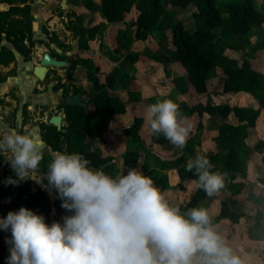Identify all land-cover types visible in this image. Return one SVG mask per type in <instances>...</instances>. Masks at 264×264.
Returning <instances> with one entry per match:
<instances>
[{"label": "trees", "instance_id": "16d2710c", "mask_svg": "<svg viewBox=\"0 0 264 264\" xmlns=\"http://www.w3.org/2000/svg\"><path fill=\"white\" fill-rule=\"evenodd\" d=\"M28 2L29 0H0V3L9 6L7 10L0 11L1 66L13 63L15 53L21 55L25 62L31 59V47L34 44L32 32L34 18ZM81 2L85 9L99 11L107 23H122L116 27L114 38L119 48L127 51L128 58L132 59H136L139 55L131 51L134 42L145 41L153 31L161 29L162 21H167L171 31L172 61L178 62L185 70L184 76L174 79L177 83L176 88L181 93H185L189 87H192L197 94H205L207 81L215 77L217 70L220 69L223 73L224 94H247L259 104L260 108L255 109L250 106H237L231 101H226L216 105L210 103L199 105L197 108L199 112H205L210 116L227 118L233 114L237 119V125L222 123L218 127L216 139L221 152L203 155H206L214 165L213 172H217L216 166L221 162L227 170L229 179H233L237 173H243L250 154L245 142L248 131L255 127L261 109L264 107V75L252 68L251 59L245 54V48L250 43L249 34L253 30L257 35L264 34V10L256 8L255 0H168V4L173 7L195 8L192 18L197 23V29L192 32L184 28L183 22L168 18L161 0H100L99 4H96L94 0H81ZM133 9L137 11L136 20L127 23L125 16ZM68 17L70 20L66 25L67 30L79 38L81 48H87V42L95 38L101 26L84 27L82 16L75 11L69 13ZM83 39L85 44H82ZM262 42L264 46V39ZM26 43H29V46ZM228 51L234 52L236 57L228 56ZM51 56L54 58L52 54ZM73 63L84 64L87 63V59L78 57L73 60ZM97 72L98 67H94L88 89L73 87L71 93V96L81 94L82 101L87 103L88 107L93 105L94 108L87 111V108L69 106L64 101L57 106L65 111V124L61 131H57V128L48 122L38 124L40 136L51 151L81 154L90 161L91 168H102L113 178L127 174L130 169H135L144 153L142 173L150 177L161 189L168 187L167 175H164L162 171L170 168L176 169L181 178L179 188H183V182L197 181L198 177L185 170L184 156L164 159L152 151L142 152L139 145L137 147L131 145L124 152V164L121 169L113 158L102 156L100 149L92 146L88 140L101 138L104 123L124 114L127 103L139 101V95L136 93L128 91V99L125 101L111 91L118 78L124 80L122 73L119 76H117L118 73H111L103 82L98 78ZM7 76L8 74H0V83L5 81ZM64 95L69 96L67 93ZM142 123L140 118H135L133 125L123 130L124 134L133 140H139L138 133ZM157 140L167 142L163 135ZM262 145L264 146V143L258 142L254 145V149L258 151ZM185 149H190L189 143L186 144ZM151 160L154 161V165H151ZM4 161V157L0 156V168ZM50 161L51 157L45 156L40 169H46L44 170L46 172ZM8 173L10 177L16 179L10 165ZM6 196H10V201L2 203V199ZM207 197L205 192L197 186L189 202L184 205H170L179 207L181 214H186L189 209L199 207ZM61 203V199L51 201L41 188L34 191L30 182L24 183L16 193H10V186H0V218H5L10 211L16 212L21 207H25L36 214L43 215L45 222L49 225L54 221L63 223L62 218L72 213L63 209ZM51 208L55 209L59 217L49 216ZM225 217L226 208L223 205L218 216H210L211 225ZM5 241L6 238L0 230V264H6L10 255L9 245Z\"/></svg>", "mask_w": 264, "mask_h": 264}, {"label": "clouds", "instance_id": "9594fccd", "mask_svg": "<svg viewBox=\"0 0 264 264\" xmlns=\"http://www.w3.org/2000/svg\"><path fill=\"white\" fill-rule=\"evenodd\" d=\"M145 121L152 134L179 149L193 131L171 99L148 105ZM45 149L35 130L21 134L0 118V156L16 176L5 183L34 180L55 190L61 207L72 213L50 225L25 207L0 218V230L11 232L6 264H243L211 227L206 209L181 214L142 172L133 168L113 178L78 153H53L40 174ZM213 167L206 155L197 154L185 169L198 177L197 186L208 197L225 187L226 174Z\"/></svg>", "mask_w": 264, "mask_h": 264}, {"label": "rangeland", "instance_id": "374dc122", "mask_svg": "<svg viewBox=\"0 0 264 264\" xmlns=\"http://www.w3.org/2000/svg\"><path fill=\"white\" fill-rule=\"evenodd\" d=\"M81 5L83 6V3H81ZM161 5L164 6L165 10L167 11L169 19L183 22L184 28L187 31L192 32L197 29V23L192 18V14L195 11L194 7L189 6L186 9L173 7L168 4V0H161ZM255 5L257 9L264 10V0H255ZM82 6L79 8L80 10L77 9V11L82 12L80 15L82 16L83 26L86 28L101 26V29L95 38L87 42V48H81L79 38L72 32L66 30V25L69 22L67 15L65 16V14H58L59 29H56L55 33L43 29L42 32L44 35H41L42 38H44L43 41L38 42L35 39L32 27L34 44L33 47H31V59L28 61L30 64L24 65L22 63L24 60L23 57L18 55V60H20L19 65L15 62L8 66L0 65V74L2 75L7 73H16V70L19 66H26V70L31 71L33 66L39 65L41 59L40 53L42 52H49L54 56L55 59L58 60L60 58L59 60L66 62V65L62 68H50L44 81L41 82L37 79H34L35 84L39 85L41 90H38L37 87H35L33 93L58 92L61 96L59 100L55 104L36 106L32 113L28 112V110L31 109H27L25 104L22 109L24 120L28 122L31 120V123L33 122V124L37 125L40 122H47L48 119L53 115H61L63 118H65V111L64 109L57 108L58 104L66 100V96L64 95L65 93L71 96L73 87L88 89V86H90V75L91 72H93L94 67H98L97 76L103 82L111 73H118L117 76H119L121 73L124 75V80L118 78L119 80H117L114 88L111 89V91L113 94L119 95L125 101L128 99L127 87L130 86L131 80H133L132 87L134 89H142V99L135 102L138 104V106L132 108L130 103L127 106V111L131 113V110L134 109V112L140 117L142 122H146L145 111L147 106L150 105L151 101L154 104L158 100L173 99V101L178 104V96L171 92L172 90L175 92L176 89L174 88H176L177 83L174 80H171L169 77L167 78L164 76L165 64L168 61H172L173 48L171 46L170 24L167 21H162V27L160 30L153 31L145 41L134 42L131 51L139 55L136 57V59H132L131 57L128 58L129 56L127 51L119 48L114 38L115 28L122 25V23L114 24L108 29L106 21L99 11L91 10L89 12L85 10V6H83L84 8H82ZM136 17L137 11L133 9L128 14H126L125 21L127 23H132L136 20ZM50 34H52V36H50ZM248 37L250 43L245 48V54L251 59L252 68L257 72L264 74V46L262 42V39H264V34L257 35L255 30H253ZM41 42L44 44L42 47L39 46ZM84 42L85 40L83 39L82 44H85ZM28 44L29 43H26L27 46H29ZM37 46L39 48H36ZM37 53L38 55H36ZM227 54L230 57H236V54L232 51H228ZM78 57L87 59V63L75 65L73 60ZM1 67H5L7 70H9L3 72ZM175 73L177 72L175 71ZM222 78L223 73L220 69H218L217 75L207 81V92L205 94H197L192 87H189V91L186 93L185 101L178 104L180 111H187V108L190 106L194 107L198 103L204 104L210 101L217 103L226 102L227 98H229L231 95H224L222 93ZM56 88L59 89L56 91ZM159 90H164V93H158L160 92ZM152 98L154 99L151 100ZM42 99H44V96ZM241 99L243 104H251L257 109L260 108L259 104L250 96L241 95ZM18 107L19 104L17 105V108ZM17 108L14 109V112H16ZM92 108H94V106L89 105L87 111H90ZM131 118L133 119V125L135 119L133 113L131 114ZM216 122H218V120ZM108 125L109 122H106L103 125L102 136L105 135L106 139L104 140L102 149L100 150L102 156H110L111 158L116 159L118 162H121V158L124 157L122 152H125L126 149L131 145H133V147H137L139 145V149H141L142 152L152 151L156 153L164 150L160 147L159 143L154 141L158 135L151 133L149 125L146 127L145 125L140 127L138 133L139 140H133L132 138L126 136L123 132V127H120L118 130L113 126L109 127ZM88 141L93 145V143L97 140ZM245 142L247 149L250 150V152L256 151L254 149V145L257 142L261 144L264 143V108L261 109L259 120L255 127L248 131V137ZM263 148L264 146L262 145L260 149ZM168 150H171V148H168ZM177 150L178 149H174V154L178 152ZM157 154L160 156L159 153ZM144 159V153H142L141 161L135 167L137 171L142 172L141 168ZM152 164L154 165L153 160H151V165ZM224 168V165L220 163L219 169L224 171ZM3 178H5V176L3 175L2 170H0V185L6 187L7 185H4L5 182H2ZM31 183L35 187H40L42 190H46L44 186L38 184L34 180H32ZM43 184L47 185L46 179L43 181ZM156 186L157 188H160V186ZM17 187L18 185H12L14 190L13 192H16ZM54 191L55 190L48 191L49 194H51V197H54ZM5 235L7 238L11 237L9 233Z\"/></svg>", "mask_w": 264, "mask_h": 264}, {"label": "crops", "instance_id": "0c3cea01", "mask_svg": "<svg viewBox=\"0 0 264 264\" xmlns=\"http://www.w3.org/2000/svg\"><path fill=\"white\" fill-rule=\"evenodd\" d=\"M94 2L99 4L100 0L98 1L94 0ZM28 3L30 4L32 9V15L34 18L32 27H33L35 39L38 42L44 40V38H42L41 36L44 35L42 32L43 29H46L49 32H54V33L56 29H59L58 14L61 15L65 14V16L67 15L68 17V14L73 11H75L78 14L82 13L77 11V9L80 10L79 8H81L82 6L81 0L79 1L78 0H29ZM8 8L9 6L7 4L0 3V11L7 10ZM82 8L84 7L82 6ZM85 10L89 11L87 9ZM114 24L115 23L106 22L108 29L110 26H113ZM50 36H52V34H50ZM41 44L39 46L42 47L44 44L43 43ZM5 45L11 48L9 44L5 43ZM36 48L39 47L37 46ZM44 53L45 52L40 53V56L42 57ZM18 55L19 54L15 53L14 62L19 65L20 60H18L19 58ZM36 55H38V53ZM22 63L24 65L30 64V62H25L24 60ZM164 68H165L164 76L167 78L169 77L171 80H174L175 78L185 75L184 68L178 62L168 61L165 64ZM1 70L3 72H6L9 69L7 70L5 67H1ZM32 70L28 71L26 70V66L24 67L19 66L18 69L16 70V73L15 72L13 74L7 73L8 76L6 77L5 81L0 83V118H2L3 122L9 125L10 127H14L18 131H20L21 134L27 133L28 131L31 130H35V132L40 136L39 125L38 124L35 125L33 124V122L31 123V120L29 122L24 120V116L22 113V109L24 105L26 104L27 109H31L28 110V112L32 113L33 109L36 106L55 104L61 96L60 93L58 92L33 93L35 87H37L38 90H41V87L35 84L34 79L36 78L33 76ZM175 71L177 73H175ZM132 86H133V80H131V84L127 92L130 91L138 94L139 100H141L142 89L141 88L134 89ZM174 89H176L175 90L176 93L174 92V90H172L171 92L176 96H178L177 101L179 103H183L185 101L186 93L189 91V89L185 93H181L177 88ZM158 93H164V90L163 91L161 90ZM224 95H231L229 96V98H227L226 101H231L235 103L237 106H250L255 108L251 104L248 105L242 103L241 95H247V94L240 93V94H224ZM43 96L44 99H42ZM153 99L154 98H152L151 100ZM151 103L152 101L150 102V104ZM208 103H210L211 105L219 104L214 101H210L204 104L198 103L194 107L190 106L189 108H187L186 109L187 111H181L182 115L186 116L188 118V121L193 125V131L189 139L187 140V143L190 144V149L187 150L185 149V147L183 149L176 148L168 140L167 142H160L157 140V138H159L161 135H158L154 141L159 143L160 147L163 148L164 150H161L160 152H156V154L159 153L160 156L164 159H173L178 156H184L186 160L184 166L186 167L187 163L191 160H194V157L197 154L203 155V154L221 152L220 146L216 139L219 125L222 123L237 125L238 122L233 114H230L227 118H223L220 116H210L205 112H199L197 110L199 105H206ZM18 104L19 107L17 108ZM128 104L129 103H127L126 105V112L124 114L118 115L113 120L109 121V125H108L109 127L113 126L118 130L120 127H123L124 129L130 127L132 125V120H133L131 118L132 113L135 118H140L134 112L135 111L134 109L131 110V113L127 111ZM130 105L132 108L138 106V104H136L135 102L130 103ZM16 108L17 110L16 112H14V109ZM217 120L218 122H216ZM258 120L259 118L257 119V122ZM62 124L63 125L65 124L64 118ZM144 125L146 127L148 124L146 122H143L142 126ZM105 137H106L105 135L103 136L101 135V138L95 141L92 146L94 148H99L101 150L102 144L106 139ZM168 148L169 149L171 148V150H168ZM174 149H178L177 150L178 152L176 154H174ZM53 153L55 152L51 151V149L46 145L44 157L50 156L52 159ZM122 153L124 155V151ZM114 161L122 169L124 164V157L121 158V162H118L116 159H114ZM220 163L221 162L217 164L216 170L217 172L226 174L225 187L220 190L219 194L214 195L212 197H207L199 205V207L206 209L209 215L214 217L220 214L221 208L224 205L226 208V217L224 219L215 222L214 224L211 225V227L218 235L224 238L227 246L232 250V253L235 256L239 257L243 262V264H264V148L258 151L250 152L249 162L247 163L245 171L243 173L235 174L233 179H229L227 170L225 168L224 171H221L219 169ZM0 170H2L3 175L5 176V178L2 179V182H5L7 178L10 177V174L8 173L9 164L6 161H4ZM44 170H41L39 168L40 174L46 173ZM162 173L164 175H167L168 187L166 189H161V187L158 189L168 200V202L174 205H184L187 202H189L193 192L197 187V184H195L196 181L183 182V188H179L178 185L179 183H181V178L176 169L170 168L162 171ZM31 181L32 180H27L23 182L21 181L18 184L17 190H19L24 183L30 182L31 188L34 191H37L38 188L40 187H35L31 183ZM4 185L10 186V193H16L13 192L14 190L12 188V184L4 183ZM154 185L156 186L157 184ZM44 191L47 193L48 197H50L51 201L59 199L55 191H54V197H51V194H49L48 192L51 191V189H46ZM10 199H11L10 196H6L2 199L1 202L2 203L9 202ZM49 216L51 218L59 217V215L55 212L54 208L50 209ZM7 233H9V235L11 236L10 231L6 232L2 230L3 236L6 239H9L5 235Z\"/></svg>", "mask_w": 264, "mask_h": 264}, {"label": "water", "instance_id": "95a60500", "mask_svg": "<svg viewBox=\"0 0 264 264\" xmlns=\"http://www.w3.org/2000/svg\"><path fill=\"white\" fill-rule=\"evenodd\" d=\"M66 65V62L53 58L48 52H45L39 62V65L33 67L32 74L39 80L44 81L50 68H62ZM66 104L69 106H77L82 108H88L87 103L82 101L81 94L75 96L66 97ZM264 108V107H263ZM63 117L61 115H53L49 118L48 124L57 128V131L62 129Z\"/></svg>", "mask_w": 264, "mask_h": 264}]
</instances>
